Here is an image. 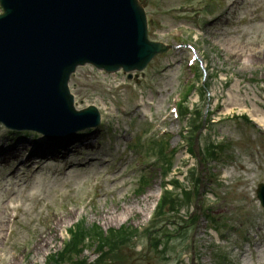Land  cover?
<instances>
[{
    "label": "rangeland",
    "instance_id": "rangeland-1",
    "mask_svg": "<svg viewBox=\"0 0 264 264\" xmlns=\"http://www.w3.org/2000/svg\"><path fill=\"white\" fill-rule=\"evenodd\" d=\"M229 1H234V5L230 10L224 11ZM207 2L210 6L219 8L220 16L212 25L205 17V25L200 30L193 28L201 18L198 15L199 9L206 7L205 0H188V3L187 0H151L147 8L151 22V40H163L172 44V32L180 29L187 40L203 53V62L199 67L204 69L208 65L206 83L210 87V94L201 102L195 94L191 102L203 110L210 103L215 120L220 121L206 129L201 141L202 149L205 141L214 140L224 144L225 152L219 161L209 165L211 171L203 192V205L198 210L201 214L198 222L185 227L189 223L188 216L195 210L190 206L174 215L166 227L158 231L159 235L175 233L174 240L168 243L175 249L169 252V260L162 258L161 248L155 252L154 247H150L146 232L162 221L148 218L155 194L159 192L162 183L160 170L146 171V175L152 180L142 195L135 192L140 173L131 172V167H137L136 158L143 151L135 146L137 138L145 131L146 126L162 118L168 111L169 95L171 97L178 86L183 89V80L190 78L186 66L187 51L184 49L182 53L176 50L170 55L159 57L149 73L143 75L148 89L144 93L139 92L140 95L144 94L142 98L146 105L145 113L140 118L138 115L129 120H112L101 132L92 136L94 150L76 148V144H72L71 148L76 151L69 158L72 168L59 166L35 173L34 169L21 167V173H26L25 180L29 181L22 187L15 188V199L23 204L24 209L16 223L15 232L12 235L8 232V243L3 241V248H6L0 251V264H46L51 252L62 251L64 244L59 241L61 231L65 232L82 218H85L89 226L96 224L105 231L119 229L123 225L139 229L140 237L129 247L120 250L124 260L121 259L117 264H191L193 235L196 237L195 254L198 264H220L216 262L219 257V253L215 255L216 245L222 246L220 249L230 256L231 262L225 264H264V211L257 199V188L260 183H264V132L256 124L254 126L238 117L243 115L244 112L239 113V109L244 106L250 110H259V115L264 111V0ZM183 7L188 10L186 14L179 16L175 13ZM214 45L216 48L213 49ZM248 47L252 49L249 55ZM256 47L263 50L257 52ZM72 82L79 108L92 104L106 110L107 116L117 115L109 105L113 98H117L118 112L120 107L129 106L127 101L132 99L130 93L138 97L134 80L125 81L119 75L110 79V76L91 67L78 69ZM114 85H119V88L116 90ZM125 94L126 98H119ZM150 97L153 99V107L146 104V98L150 100ZM259 101L262 103L257 105ZM256 105L259 107L256 108ZM230 111L232 114H239L233 118ZM169 128L173 132L181 131L177 123L169 122ZM6 135L9 137H4L3 141L6 142L7 139V143L13 145L11 134H0L1 137ZM179 137L175 133L169 137L171 148L182 146V138ZM58 156L61 158L62 153ZM23 161L20 157L12 165L18 167ZM186 161H189V166L192 165L185 150L180 151L176 170L179 173L183 171L184 176L187 170L184 166ZM2 169L4 167H0V171ZM0 175H4V172ZM109 178H117V181L111 182ZM8 180L11 181L7 193L0 186V195H4V201L11 195L8 193L14 189L13 185L17 181L15 178L5 177L4 184ZM188 185L184 184L185 188ZM98 189L104 195L98 197ZM2 206L3 204L0 208ZM206 211L218 220L223 238L210 230L213 224L205 216ZM53 217L55 221L60 218L68 220L57 233L48 230V224ZM0 219H4L2 213ZM180 227L188 231L185 241L176 235V230ZM42 236L47 239L44 240ZM92 243L91 240L90 244ZM85 255L91 262L98 258L93 249L87 250Z\"/></svg>",
    "mask_w": 264,
    "mask_h": 264
},
{
    "label": "water",
    "instance_id": "water-1",
    "mask_svg": "<svg viewBox=\"0 0 264 264\" xmlns=\"http://www.w3.org/2000/svg\"><path fill=\"white\" fill-rule=\"evenodd\" d=\"M5 15L0 17V68L9 69L7 97L25 103L16 93L33 87L38 100L57 105L54 90L60 77L62 58L55 47L94 53L91 61L101 63L107 52L112 59L125 52L129 35L143 51L147 47L146 26L135 0H1ZM118 32L121 36L118 35ZM128 35V36H127ZM95 47L94 49L92 47ZM158 51V47H153ZM82 56L75 53L71 59ZM72 111V110H71ZM80 114L76 113V116Z\"/></svg>",
    "mask_w": 264,
    "mask_h": 264
},
{
    "label": "bare ground",
    "instance_id": "bare-ground-1",
    "mask_svg": "<svg viewBox=\"0 0 264 264\" xmlns=\"http://www.w3.org/2000/svg\"><path fill=\"white\" fill-rule=\"evenodd\" d=\"M252 118H253L254 120H256L257 123H259L260 125L264 126V113L261 114V117H258V116L255 117V115L252 114ZM20 146H21V145H20ZM20 146L18 145V146H16V148H17V147H20ZM52 148H53V146H43V147H41V148H37V149L34 151V155H42L44 161L54 160L53 157H52L51 154H50ZM91 149H92V147L89 148V150H91ZM6 151H8V148L5 149V147L2 146V144H0V158H3V157L6 156V154H3V153H2V152H6ZM18 152H24L23 147L18 148ZM52 154H53V152H52ZM35 157H36V156H35ZM38 159H39V158H38ZM2 162H4V160H2ZM8 163H10V161H9ZM0 198H1V196H0ZM0 206H1V204H0ZM6 212H8V207H7V206H4V207L2 208V213L5 214ZM107 212H109V211H107ZM8 225H9V219L5 218V219L2 220V222H1V220H0V243H3V241H4V237H3V236H4V233H5V229L8 227ZM53 225H54V224H53ZM53 225L50 226L49 228H50V229H51V228H54ZM42 238H43L44 240L47 239L46 236H42ZM46 244H47V243H46Z\"/></svg>",
    "mask_w": 264,
    "mask_h": 264
},
{
    "label": "trees",
    "instance_id": "trees-1",
    "mask_svg": "<svg viewBox=\"0 0 264 264\" xmlns=\"http://www.w3.org/2000/svg\"><path fill=\"white\" fill-rule=\"evenodd\" d=\"M78 235H81V232H79V234Z\"/></svg>",
    "mask_w": 264,
    "mask_h": 264
}]
</instances>
